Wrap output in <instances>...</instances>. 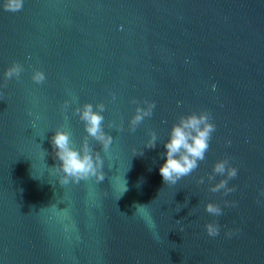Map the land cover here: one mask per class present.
Segmentation results:
<instances>
[{
  "label": "water",
  "instance_id": "water-1",
  "mask_svg": "<svg viewBox=\"0 0 264 264\" xmlns=\"http://www.w3.org/2000/svg\"><path fill=\"white\" fill-rule=\"evenodd\" d=\"M13 61L24 71L0 88V264H264V0H24L18 12L0 7V83ZM132 98L156 104L134 133ZM86 102L106 106L113 143L104 152L89 141L105 179L62 186L50 138L64 125L79 149L86 133L72 109ZM202 110L216 125L206 158L166 185L170 129ZM226 156L238 175L224 196L207 174Z\"/></svg>",
  "mask_w": 264,
  "mask_h": 264
},
{
  "label": "clouds",
  "instance_id": "clouds-1",
  "mask_svg": "<svg viewBox=\"0 0 264 264\" xmlns=\"http://www.w3.org/2000/svg\"><path fill=\"white\" fill-rule=\"evenodd\" d=\"M24 0H3L0 4L5 11L18 12L22 10ZM24 71L23 65L17 61H13L9 67L3 72V82L0 83V88H7L8 82L12 79L19 80L20 74ZM31 79L36 84H42L46 80L45 73L39 69L33 71ZM213 91L216 90V85L212 86ZM113 100L116 99L114 93H109ZM3 93L0 92V96ZM136 105L135 113L128 122L127 131L134 133L137 127L143 122L146 117L153 115V110L156 107L155 101L143 100L141 102L136 98L131 101ZM180 102H178L179 105ZM71 101L65 100L63 102V109L67 111L70 107ZM106 110L103 102H98L93 106L92 103H83L81 106L72 109V114L78 116L83 123L86 135L83 137L81 146L77 149L71 139L70 132L65 129L64 125L56 128L54 135L50 138V144L53 150V157L59 163L52 169L59 177V183L66 186L69 183H79L81 180H86L94 177L97 182H102L105 179L103 171L104 161L100 155V151L93 148L90 144V139L94 140L99 148L107 152L110 145L113 143V137L104 130L105 117L102 113ZM112 125L109 124V127ZM117 131H124L122 125H117ZM216 131V125L212 122V115L208 110H202L199 113L191 112L186 115H180L169 132V137L164 143L166 153L165 162L159 168V173L166 185H175L183 177L191 175L199 166V162L204 161L206 153L210 147L212 134ZM157 143V135L155 131L149 132V139L146 141V148H155ZM232 141H226L227 146H231ZM133 156L142 155L143 151L137 152L135 148L132 149ZM238 175V168L233 166L229 157L217 160L212 171L207 174V180L212 182L217 176H220L216 183H209L208 191L212 193L220 192L227 196L236 191V187L229 186V181L235 179ZM196 183L204 184L205 177L200 176ZM126 190V189H125ZM259 195L264 196V189L259 190ZM135 205L146 207L150 205ZM226 207H235L236 201L224 200ZM205 211L214 217H219L223 214V209L217 203L208 202L204 206ZM136 213V211H135ZM135 213L133 215H135ZM125 214V213H123ZM126 215V214H125ZM150 229L155 228V223L148 224ZM205 231L209 237H216L220 234V225L216 221L205 224ZM181 232L183 229L180 230ZM234 230L225 232V236L231 237ZM153 238L159 240V234L154 233Z\"/></svg>",
  "mask_w": 264,
  "mask_h": 264
}]
</instances>
